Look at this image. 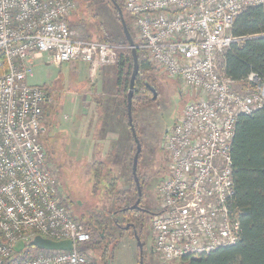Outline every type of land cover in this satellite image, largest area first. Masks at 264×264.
Instances as JSON below:
<instances>
[{"label": "built area", "instance_id": "obj_1", "mask_svg": "<svg viewBox=\"0 0 264 264\" xmlns=\"http://www.w3.org/2000/svg\"><path fill=\"white\" fill-rule=\"evenodd\" d=\"M123 5L138 31L136 46L191 91L164 143L171 169L157 186L152 249L171 262L236 244L241 211L235 205L232 141L239 117L264 107V76L251 71L242 80L250 88L237 89L225 55L243 39L264 36L232 31L242 11L264 7V0ZM75 7V0H0V264H95L79 247L91 241V233L60 194L40 139L50 90L29 81L32 55L50 53L59 64L87 62L91 80L115 63L116 44L79 37L72 28ZM36 236L72 240L74 249L28 246Z\"/></svg>", "mask_w": 264, "mask_h": 264}, {"label": "rangeland", "instance_id": "obj_2", "mask_svg": "<svg viewBox=\"0 0 264 264\" xmlns=\"http://www.w3.org/2000/svg\"><path fill=\"white\" fill-rule=\"evenodd\" d=\"M116 1L119 4L120 2L123 3V0ZM75 2V10L69 19L70 25L79 37L88 38L91 35L90 31L96 29L97 25H99L105 32V34L102 33L103 36H108L115 43L121 44L124 42L126 36L120 23V17L110 0H75ZM124 16L132 33L131 35L138 40V31L130 15L128 12H124ZM115 55V63L106 65V67H111L117 74V51ZM61 64H63L62 68L61 65L48 64L46 60L32 62L31 67L33 68L34 76L29 77V81L32 84L42 85L50 89V84H52L51 75L58 74L61 72L60 69H62L61 85L62 87L65 86L66 91L52 92L50 89V98L45 103V113L51 112L53 115L59 116L60 120L61 118L63 120L66 115L72 113L71 111L76 105H79L81 109L84 107L81 106L82 102L75 103L73 100L74 97L78 96L73 93L74 84L78 83L77 85H79V82H81L82 84H88L92 88L93 83L89 80L90 73L87 62L67 61ZM157 69L155 72L151 71L152 74L149 73L147 75L148 82L153 84L157 90V98L153 99V93L147 89L145 84H138L135 96H133L132 122L135 124L137 135L143 147L141 158L138 159V166L139 172L144 176L146 183L143 189L147 210L144 215L145 224L142 232L136 234L140 237L143 244L142 249L138 247L139 242L133 229L126 228L129 224V217L125 216L122 211L115 212L119 206H123L128 200L115 199L116 191L119 193L120 189L129 188L133 182L131 159L135 145L132 141L126 110L128 91L122 90L114 83L115 79H113V82L108 83L102 91V96L105 99L99 102V108L102 109L104 114H112L114 119L111 125L115 122V117H113L115 114L123 116L128 140L127 144L124 143L121 147L119 146L117 153L106 152L105 147L102 148L104 149L102 151L97 144L90 151L89 147H87L82 148L83 153H71L69 149L73 151L72 147L67 146L68 144L66 143V146L60 148L58 152H48L47 154L48 166L59 177L60 194L67 197L66 200L72 206L74 215L79 221L87 223L89 213L96 212L99 213L106 224H110L108 228L111 235H107L108 238L102 240V238L98 237L97 231H95L92 242L89 241L79 246L83 253L95 264H141V261H143V264H181V261L176 259L171 262L165 261L157 252L153 251L154 234H152L150 220L159 205L157 196L158 183L168 176L171 169V158L164 146L165 144H163L162 133L167 127H171L177 119L182 117L183 107L190 100L191 91L185 88L179 79L172 78L168 73L166 74L161 69ZM58 81H56L55 87ZM45 82L47 84H44ZM235 87L239 90H248L250 85L239 82ZM70 89L73 91H69ZM95 111L96 113L99 112L98 110ZM95 111L90 109V116L94 115ZM78 116L77 123L81 121L80 115ZM46 121L48 122L47 118L45 123ZM66 121L63 120L62 122H65L66 125L69 124ZM70 123H72V120ZM118 127H120L119 124ZM115 130L120 131L117 128L112 129L113 132H116ZM46 149L49 150V146H46ZM121 150L126 151V154H121ZM101 151L102 153H100ZM99 161L102 162L101 166L103 169H107V172L103 174L104 178L99 172L93 171V166H100L98 164ZM124 161H126V165L121 167ZM105 176H108L109 181L118 178V186L113 189V186L106 184L108 180ZM32 242L33 240L28 243V246L36 247L32 246ZM25 245L26 243H21L19 247H24Z\"/></svg>", "mask_w": 264, "mask_h": 264}, {"label": "trees", "instance_id": "obj_3", "mask_svg": "<svg viewBox=\"0 0 264 264\" xmlns=\"http://www.w3.org/2000/svg\"><path fill=\"white\" fill-rule=\"evenodd\" d=\"M120 4L125 12L123 3L120 2ZM232 31L236 36L263 34L264 7L253 6L242 11L236 17ZM90 32L91 35L88 36V39L118 46L116 47L118 53L117 85L122 90L128 91L131 71H133V57L127 39L125 38L121 44L115 43L108 36L102 35L105 32L99 25ZM135 42L136 45H139L140 40L135 39ZM137 50L140 72L136 78V86L148 81L147 75L152 74L151 71L158 70L148 59L147 52L142 47H137ZM225 56L227 74L232 79L242 81L251 71H256L264 76V36L241 40L240 44H234ZM3 71V68H0V74ZM239 118L232 141L231 156L234 168L235 205L241 211L239 215L241 235L236 244L220 247L205 256L184 258L180 260L181 264H264V107L256 110L255 113ZM132 141L136 146L133 135ZM136 148L132 152L131 164ZM98 164L101 165L102 162L99 161ZM141 183L144 188L146 183L143 181ZM135 184L133 179L131 186L123 192L129 193L125 194V199H121V201L128 199L125 202L127 205L132 204L137 199L138 192ZM141 222L140 233L145 224L143 220ZM86 226L92 235V242L95 231L90 228L88 222ZM97 234L99 238H102L101 233L97 232ZM109 234L111 235L110 232Z\"/></svg>", "mask_w": 264, "mask_h": 264}, {"label": "crops", "instance_id": "obj_4", "mask_svg": "<svg viewBox=\"0 0 264 264\" xmlns=\"http://www.w3.org/2000/svg\"><path fill=\"white\" fill-rule=\"evenodd\" d=\"M40 60H46L48 64L54 63V65H61V68L63 64L55 63L54 57L50 53H44L41 55H32L30 58L29 64L31 65L32 62H38ZM89 70V69H88ZM62 72V69H60ZM75 71H77L75 69ZM61 72L55 75H51V81L52 84H50V89L52 92H58L60 90L66 91L65 86L62 87L61 82ZM112 73V74H111ZM97 76L95 80H90V82L93 83V87L91 88L88 86V84H82L79 82L75 83V89L74 91L70 89L69 91H73L74 94L78 95L74 97V102H82L81 106H84L82 109L79 105H76L72 113L69 115H66V117L63 119L66 122H69V124L63 123L62 118L60 120V117L56 114H52L51 112L45 113L42 121V133H41V142L44 145L45 151L47 152H58L60 148L63 146L72 147L71 151L69 149V152H82V148L89 147L92 149L94 146H99L101 149L106 148V152H113L117 153L119 151V146L124 143L127 144V135L124 128L123 123V116L119 114H115L113 117H115V122L113 125H111L114 118H112V114H104L102 112V109L99 108L100 101L104 100L105 97L102 96V91L106 87L108 83H112L113 79H115V84L117 85V74L112 70L111 67L103 66L101 67L98 72L96 73ZM34 76V74H33ZM32 76V77H33ZM76 76V75H75ZM89 78V73H88ZM60 80V81H58ZM98 80V81H96ZM57 86L55 87V83ZM96 81V82H95ZM242 82L238 81L237 83ZM245 84V82H242ZM44 84H47L45 82ZM38 85V84H37ZM62 87V88H61ZM51 102V101H50ZM80 109V110H79ZM90 109L91 111L98 110L99 112L94 113V115L90 116ZM79 113V114H78ZM81 117V121L77 123V117ZM53 116V117H52ZM52 117V118H51ZM48 119V122L45 119ZM66 119V120H65ZM72 120V123L70 121ZM45 123V126H44ZM95 123V124H94ZM118 124L120 127H118ZM117 128L120 131L113 132L112 129ZM63 142H61V141ZM46 146H49V150L46 149ZM104 151V149H102ZM102 151L100 153H102ZM85 152V151H84ZM121 154H126V151H120ZM83 153V152H82ZM126 161H124V164L121 167H125Z\"/></svg>", "mask_w": 264, "mask_h": 264}, {"label": "water", "instance_id": "obj_5", "mask_svg": "<svg viewBox=\"0 0 264 264\" xmlns=\"http://www.w3.org/2000/svg\"><path fill=\"white\" fill-rule=\"evenodd\" d=\"M114 7L116 8V11H118V14H119V17H120V20H121V24H122V27H123V32L126 36V39L128 41V44L130 45L129 47H131L132 49V57H133V71L132 74H131V78H130V85H129V89H128V94H127V115H128V122L130 124V128L132 130V135L134 136V139H135V142L137 144V150L135 152V155H134V158H133V165H132V172H133V176L135 178V181H136V185L138 186V193H139V196H138V200L136 202V205H134L135 207L138 205L139 201H140V196H142V188H141V185H140V181H139V177H138V162H139V155L142 151V143L137 135V130H136V127H135V124L133 121V102H134V97L135 96V91H136V78L140 72V61L138 60L139 59V55H138V50H137V46H136V42H135V39L133 37V35H131V31H130V28L128 26V23H126V19H125V16H124V12H123V9L122 7L120 6V4L116 1V0H110ZM143 84H145V86L147 88H149V90L153 93V99H156L158 95L157 93V90L155 88V86L153 84H150V82L146 81L144 82ZM170 130L169 127H167L165 129V132H164V139H163V144L165 143V137H166V134L168 133V131ZM126 228H128V225L126 226ZM138 237V242H139V246L141 249L143 248V244L139 238V236L137 235ZM33 246H36L38 248H43V249H59V250H71V249H74V243L72 240H69V239H65V240H52L50 238H45V237H42V236H36L32 242ZM141 264H143V261H141Z\"/></svg>", "mask_w": 264, "mask_h": 264}, {"label": "flooded vegetation", "instance_id": "obj_6", "mask_svg": "<svg viewBox=\"0 0 264 264\" xmlns=\"http://www.w3.org/2000/svg\"><path fill=\"white\" fill-rule=\"evenodd\" d=\"M162 134H163V139H164V133H162ZM167 135H168V133L166 134V137H167ZM166 137H165V139H166ZM163 139H162V141H163ZM136 146H137V144H136ZM142 150H143V147H142ZM141 154H142V151H141V153L139 155V159L141 158ZM132 165H133V163H132ZM96 166L95 167L93 166V171H96V173L99 172V174L104 178L103 174H105L107 172V169L104 170L101 165L100 166H97V167ZM137 172H138V177H139L140 185H141V188H142V196H140L141 198H140V201H139L138 205L136 207L134 206V205H136V202L138 200L139 193L136 196L137 199H135V201L132 204H129V205L125 204V205L117 208L115 210V212L118 213L119 211H122V212H124L125 216L129 217V224H128V228L127 229H133V232L135 233V236H136V238L138 240V237H137L136 234L138 232H140L141 224H142L141 221L142 220H143V222L145 221L144 215L147 213V210H146V207H145V199L143 197L144 196V193H143L144 192V190H143L144 188L142 187V183H141L142 181L145 182V178L139 172V166H138V171ZM105 178H107V180H108V176H105ZM132 178L135 181V178L133 176V172H132ZM135 183H136V181H135ZM106 184H108L109 186H113V189H114L119 184L118 183V178L113 179V181H109L108 180V181H106ZM120 190L121 191L119 193L116 191V194H115L116 196L114 197L117 200L125 199L124 197H126V195L123 193L124 190H126V189H120ZM137 192H138V186H137ZM88 224H90V228L93 231H97L98 233H101L100 236H102V238H108L107 235H109V232H110L108 227L110 226V224H106L102 220V218L99 215V213L90 212L89 213V217H88ZM91 238H92V235H91Z\"/></svg>", "mask_w": 264, "mask_h": 264}]
</instances>
